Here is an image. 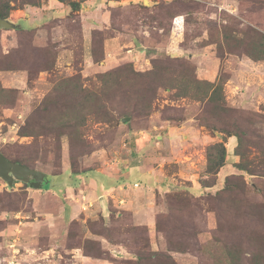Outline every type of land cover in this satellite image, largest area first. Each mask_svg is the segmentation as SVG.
Listing matches in <instances>:
<instances>
[{
	"label": "rangeland",
	"instance_id": "374dc122",
	"mask_svg": "<svg viewBox=\"0 0 264 264\" xmlns=\"http://www.w3.org/2000/svg\"><path fill=\"white\" fill-rule=\"evenodd\" d=\"M36 1H12L14 26L0 28V153L38 141L45 177L0 178V264H264V177L235 166L237 138L202 125L210 104L160 72L121 73L179 57L200 80L225 77L222 127L241 125L244 159L264 173V0ZM77 88L75 108L49 104ZM27 122L36 139L18 135Z\"/></svg>",
	"mask_w": 264,
	"mask_h": 264
},
{
	"label": "trees",
	"instance_id": "16d2710c",
	"mask_svg": "<svg viewBox=\"0 0 264 264\" xmlns=\"http://www.w3.org/2000/svg\"><path fill=\"white\" fill-rule=\"evenodd\" d=\"M14 0H0V18L2 19H7L9 16L10 10L13 8L14 4L11 2ZM61 2H64L66 0H59ZM82 0H69L67 3L70 5L72 10H77L79 8V4ZM24 3H29L33 5L39 4L36 0H23ZM249 57L253 60H259L262 59L263 57H260L258 55H253L250 54ZM179 57L173 59H163L159 61L157 64L154 63L153 68L150 71H147L143 74L136 73L135 71L131 70L130 73L126 74V71H121L123 78L127 75L130 77V79L134 77H151L155 78L156 72H160L162 75H159L156 77V79L159 78H164L166 80H172L175 81V85L181 88V92L183 94H191L193 96H198L199 98L206 99L207 103L210 104V107H212L214 114L212 113L211 116L207 115L204 117H201V124L209 128L210 130H219L220 132H226L227 135H234L237 138V144L235 146L234 153L236 155H239L240 160L235 163V166L240 169L245 171L249 176L253 177H264V173H261L259 171L260 169H257L256 161L253 160H247V158L244 159V153L241 151V142H242V129L241 125L240 128H238V122L234 121L233 124V129L228 130L226 127H222V119H219V117L222 114H227L229 111H231L230 108H227L225 106V97L223 93L224 89V83L226 82V78H221L222 76L218 77L217 79L213 81H207V80H200L196 78L195 76H192L189 74L190 71L195 70V66H193L192 63L185 62L183 59L179 61ZM174 61L179 62L178 65L175 67L171 66L170 64ZM174 74L175 77H172L168 79L166 75H171ZM199 90L201 91L202 95L200 96L196 91ZM210 90V94L208 93ZM79 94V90L74 89L73 91L69 92V95H66L65 99H61L60 101L50 99L48 102L49 104H53L57 106L58 108H62L65 110V112L69 111L70 106H73L74 108L79 105L78 103L74 102V100H77V96ZM96 95L93 93H87L85 98H87L86 101L88 102H82L85 100H81V103H84L83 106H81V110L84 111L83 115L81 116V121L83 120L84 116L87 113H90L91 107H92V96ZM67 99V103L65 102ZM78 101V100H77ZM72 102V103H71ZM238 112V111H236ZM245 112V111H244ZM247 113V112H245ZM248 114H253L251 112H248ZM206 118H208L206 120ZM200 119V118H199ZM60 119H58L59 121ZM61 120L65 122L64 127H71L68 122V115L63 114L61 117ZM209 120H213L215 123H220L221 126L216 127L215 123L210 122ZM62 121L58 124L63 126ZM57 122V121H56ZM34 128H37L36 125L27 122L24 123L19 131L18 135L19 136H33L37 137L35 135ZM50 134L52 142V149H50V152H54L55 154L58 153V148H59V139L60 135L56 131H48ZM81 139V138H80ZM79 139V140H80ZM80 142V141H79ZM12 147V149L9 151V153L4 152L3 150L1 151V154L9 161L11 162H16L22 165H25L29 168L36 169V164L39 161V145L38 141L33 140L31 144H28V146H24L28 148V151L25 150L24 147H18V146H9V149ZM225 157H226V148L223 144V142H216L213 143L206 148V168L205 172L207 175L214 176L217 174L218 170L220 167L224 165L225 162ZM215 184L213 182L211 185ZM226 184H228V178L225 179V188ZM201 185L203 187H208L211 186L204 181H201ZM224 188V187H223ZM167 197L171 198H176L178 202H183L185 200V196L182 195V193H172V194H167ZM86 255H89L88 253ZM95 256H99V253H96ZM139 257L141 255L139 254Z\"/></svg>",
	"mask_w": 264,
	"mask_h": 264
},
{
	"label": "water",
	"instance_id": "95a60500",
	"mask_svg": "<svg viewBox=\"0 0 264 264\" xmlns=\"http://www.w3.org/2000/svg\"><path fill=\"white\" fill-rule=\"evenodd\" d=\"M13 26L14 24L9 20L0 18V28H12ZM127 120L128 117L122 119L123 122ZM25 177H32L33 181H31L30 184L32 186L38 187L41 186V183L43 182L45 177V173L16 162H11L0 153L1 179L5 180L10 185L14 179H24Z\"/></svg>",
	"mask_w": 264,
	"mask_h": 264
},
{
	"label": "crops",
	"instance_id": "0c3cea01",
	"mask_svg": "<svg viewBox=\"0 0 264 264\" xmlns=\"http://www.w3.org/2000/svg\"><path fill=\"white\" fill-rule=\"evenodd\" d=\"M163 181H164V180H163ZM163 181H162V182H163ZM146 189H148V190H149V189H153V187L151 186V187L149 188V186H147ZM154 189H155V188H154ZM121 194H122V193L119 192V193H118V197H120V199L123 201V203H125L126 200H128V201H127L128 204H134L133 201H131L129 198H124ZM151 200H153V198H151ZM140 206H143V205H140ZM138 207H139V206H138Z\"/></svg>",
	"mask_w": 264,
	"mask_h": 264
}]
</instances>
